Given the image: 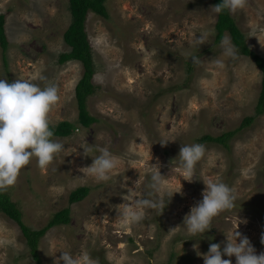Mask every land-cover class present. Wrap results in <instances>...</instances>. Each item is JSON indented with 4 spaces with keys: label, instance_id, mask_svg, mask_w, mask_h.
I'll list each match as a JSON object with an SVG mask.
<instances>
[{
    "label": "rangeland",
    "instance_id": "obj_1",
    "mask_svg": "<svg viewBox=\"0 0 264 264\" xmlns=\"http://www.w3.org/2000/svg\"><path fill=\"white\" fill-rule=\"evenodd\" d=\"M213 5L212 0H107L108 16L90 12L86 27L96 90L87 106L98 121L86 128L78 123L75 94L83 64L59 62L71 49L64 40L72 20L69 0H0L9 40L5 51L0 44V79H29L41 88L55 84L60 101L50 114L52 124L78 125L72 135L54 138L65 151L50 166L41 169L33 158L7 190L33 229L70 207V222L50 228L40 241L42 264H55L62 251L73 256L86 251L98 264H204L197 252L206 254L210 243L223 249L236 231L249 238L257 254L264 252V113L256 114L263 75L237 47L235 59L222 54L215 44ZM232 16L249 47L264 56V0H248ZM205 32L206 43L196 45L195 37ZM248 116L252 123L237 130L229 146L201 143L206 134L237 129ZM195 143L206 151L189 182L177 157L181 144ZM86 144L93 148L90 156L81 147ZM97 146L119 160L107 182L97 183L81 171L99 155ZM153 165L165 177L164 190L156 194L165 208L145 209L142 222L126 226L119 205L126 195L147 198L150 174L157 170ZM209 180L230 186L236 200L213 219L210 230L193 236L184 217L202 201ZM81 186L89 193L71 204L70 193ZM180 189L169 200L167 192ZM223 258L236 264L234 256ZM0 264H39L18 223L2 211Z\"/></svg>",
    "mask_w": 264,
    "mask_h": 264
},
{
    "label": "clouds",
    "instance_id": "obj_2",
    "mask_svg": "<svg viewBox=\"0 0 264 264\" xmlns=\"http://www.w3.org/2000/svg\"><path fill=\"white\" fill-rule=\"evenodd\" d=\"M248 0H221L219 4L211 6V11L219 14L224 10L235 14L243 10ZM209 33L205 32L199 38L195 37V44L200 46L208 40ZM222 54L229 58H237L238 50L227 35L220 41ZM186 58L193 62L197 57L191 53H183ZM218 66L223 67L222 61H214ZM39 79H45L43 76ZM59 89L55 84H47L44 88L39 87L29 79H16L9 83L6 79H0V193L6 192L10 187L15 186L22 169L28 166L35 158L37 166L46 169L50 166L56 156L65 151L64 144L56 141L52 128L50 114L53 108L59 103ZM166 146L167 142H162ZM88 144L81 146L84 155L90 156L93 151ZM99 155L91 156L93 163L81 171L84 176H90L95 182H107L110 173L118 165V157L113 155L107 147L97 146L95 149ZM205 145L195 143L182 145L179 150V165L184 173V180L192 182L195 176V166L205 155ZM150 174L148 191L143 199H133L130 195L123 197L124 203L119 206L122 212L119 213L125 225H136L145 219V209H163V201L156 198V194L164 190V176L160 174L159 168ZM204 182V181H203ZM205 189L202 191V201L191 207L190 212L184 217V227L190 235H203L210 230L212 221L220 213L234 207L236 195L234 190L222 181L204 182ZM182 188V187H181ZM130 192V189L128 190ZM179 191H168L169 200ZM173 230V229H172ZM239 241V242H238ZM264 244V235L261 237ZM198 248V245H193ZM202 255L204 264H232L231 259L235 257L236 264H264V252L256 253L247 236L236 231L233 237H227L224 247L221 244L210 243L206 254ZM98 264L88 252L73 256L69 252H63L62 256L55 261V264Z\"/></svg>",
    "mask_w": 264,
    "mask_h": 264
},
{
    "label": "trees",
    "instance_id": "obj_3",
    "mask_svg": "<svg viewBox=\"0 0 264 264\" xmlns=\"http://www.w3.org/2000/svg\"><path fill=\"white\" fill-rule=\"evenodd\" d=\"M106 1L107 0H69L72 20L64 32V40L71 49L70 51L63 52L59 55V62L61 64L69 60H79L83 64L84 72L76 84L75 94L79 110L78 123L86 128L98 121V118L90 113L87 106L88 97L93 95L96 90V85L93 82L96 69L92 52V44L88 36L86 22L90 12H95L104 17L108 16L109 13L107 11ZM212 1L214 5L221 2V0ZM226 33L230 34L232 43L238 48L239 52L252 57L256 65L262 71L263 76L261 91L256 107V114L261 115L264 113V56L259 55L249 47L246 36L238 26L236 19L230 12L224 10L218 14L215 24V44L220 43L222 37L225 36ZM0 44L4 51L9 46V40L6 32V14L4 13H0ZM191 63L192 62L189 64ZM253 119V116L245 117L237 129L224 132L217 136L206 134L201 138V143L215 142L224 146H229V139L235 134V132L247 125H250ZM77 128L78 125L74 123L61 121L52 128L54 132L53 138L68 137L72 135ZM89 191L90 189L87 186L76 188L70 193L69 202L72 204L81 201L87 196ZM0 211L18 223L26 238L31 255L39 264H42L39 251L41 239L45 236L47 231L55 225L69 223L71 212L69 206L63 208L56 212L44 227L40 229H33L25 224L21 210L17 207V204L12 200L7 191L0 193Z\"/></svg>",
    "mask_w": 264,
    "mask_h": 264
}]
</instances>
